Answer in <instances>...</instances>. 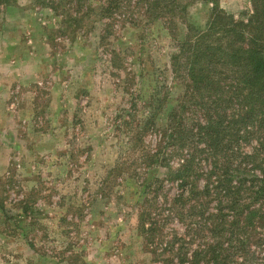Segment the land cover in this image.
I'll use <instances>...</instances> for the list:
<instances>
[{"label":"rangeland","instance_id":"1","mask_svg":"<svg viewBox=\"0 0 264 264\" xmlns=\"http://www.w3.org/2000/svg\"><path fill=\"white\" fill-rule=\"evenodd\" d=\"M75 1L51 7L48 0H0V264L143 258V165L119 116L131 112V102L136 118L146 115L141 100H148L152 82L146 75L140 89L138 77L152 66L156 81L168 86V104L155 120L164 126L181 91L169 66L173 41L162 22L148 28L116 22L109 42L126 54L123 67L111 66L112 47L99 42L103 24L73 31ZM217 3L239 19L251 14L250 0ZM210 7L192 3L188 20L202 28ZM141 139L154 147L158 134ZM149 172L160 177L166 170L154 164Z\"/></svg>","mask_w":264,"mask_h":264},{"label":"trees","instance_id":"2","mask_svg":"<svg viewBox=\"0 0 264 264\" xmlns=\"http://www.w3.org/2000/svg\"><path fill=\"white\" fill-rule=\"evenodd\" d=\"M63 1L48 0L51 7ZM197 1L211 4L202 28L187 16ZM250 2L243 20L217 0L75 1L73 31L103 24L104 48L112 47L116 22L134 28L162 22L174 45L169 66L181 91L164 126L155 120L168 104V86L156 81L152 66H140L138 77L140 89L146 75L152 82L148 100H141L146 115L136 118L131 102V112L119 116L118 127L139 146L144 175L138 212L143 258L125 264H264V0ZM109 49L111 66L123 67L126 53ZM149 131L158 134L154 147L141 139ZM154 164L166 172L151 177Z\"/></svg>","mask_w":264,"mask_h":264}]
</instances>
